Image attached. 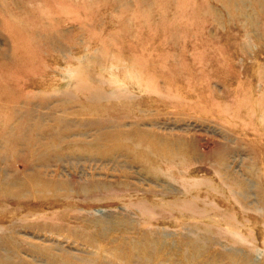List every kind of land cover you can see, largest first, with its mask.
I'll list each match as a JSON object with an SVG mask.
<instances>
[{"label": "rangeland", "instance_id": "rangeland-1", "mask_svg": "<svg viewBox=\"0 0 264 264\" xmlns=\"http://www.w3.org/2000/svg\"><path fill=\"white\" fill-rule=\"evenodd\" d=\"M0 264H264V0H0Z\"/></svg>", "mask_w": 264, "mask_h": 264}]
</instances>
